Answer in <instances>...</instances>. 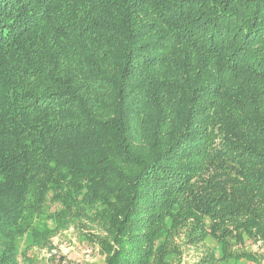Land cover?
<instances>
[{
	"label": "trees",
	"instance_id": "trees-1",
	"mask_svg": "<svg viewBox=\"0 0 264 264\" xmlns=\"http://www.w3.org/2000/svg\"><path fill=\"white\" fill-rule=\"evenodd\" d=\"M44 207L105 264L264 243V0H0V264Z\"/></svg>",
	"mask_w": 264,
	"mask_h": 264
},
{
	"label": "rangeland",
	"instance_id": "rangeland-1",
	"mask_svg": "<svg viewBox=\"0 0 264 264\" xmlns=\"http://www.w3.org/2000/svg\"><path fill=\"white\" fill-rule=\"evenodd\" d=\"M47 207L39 213L27 209L18 228L17 237L19 264H105L99 247L89 242L74 227L60 231L51 238L50 247L34 245L31 231L38 232L52 228L53 222L47 218ZM170 223L167 221L166 225ZM193 231L185 226L174 233L168 242L170 255L165 264H264V243L244 239L240 244L234 240L227 243L225 261H222V246L212 239L203 243H193ZM225 253V254H226ZM249 254L253 258L234 259L238 254Z\"/></svg>",
	"mask_w": 264,
	"mask_h": 264
}]
</instances>
